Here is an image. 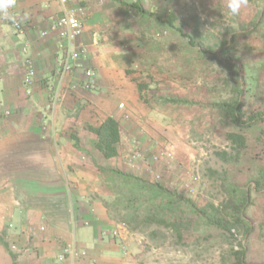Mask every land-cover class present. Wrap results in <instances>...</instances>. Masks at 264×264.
Returning a JSON list of instances; mask_svg holds the SVG:
<instances>
[{
    "label": "rangeland",
    "instance_id": "1",
    "mask_svg": "<svg viewBox=\"0 0 264 264\" xmlns=\"http://www.w3.org/2000/svg\"><path fill=\"white\" fill-rule=\"evenodd\" d=\"M139 1L149 5L153 0ZM155 1L151 18L132 27V41L121 42L131 48L134 61L125 76L135 83L141 101L124 117L133 113L146 119L140 121L139 136L128 129L123 132L127 138L121 149L128 148L127 163L116 156L96 164L102 176V202L122 226L133 264H234L233 249L241 248L246 249L249 263L264 264V190L255 192L253 186H248L247 209L252 231L246 237L242 228L230 235L191 215L180 240L172 228L145 223V205L131 226L123 222L128 194L117 171L158 182L192 198L199 207L213 203L222 208L230 197L227 185L245 188L247 180L264 168V142L257 139L264 124L244 130L248 147L240 160L228 162L216 156V151L232 152L226 134L238 129L213 108L215 102L230 97L242 79L249 89L246 109L264 107L261 2L249 0L247 8L233 15L226 0ZM168 16L182 27L183 35L167 26ZM197 23L199 33L193 30ZM189 34L199 41L197 46L188 44ZM223 48H228L226 54ZM128 163L131 170L125 166Z\"/></svg>",
    "mask_w": 264,
    "mask_h": 264
},
{
    "label": "crops",
    "instance_id": "2",
    "mask_svg": "<svg viewBox=\"0 0 264 264\" xmlns=\"http://www.w3.org/2000/svg\"><path fill=\"white\" fill-rule=\"evenodd\" d=\"M133 1L73 0L63 7L59 0H17L10 11L21 28L0 20V233L17 247H11V253L0 244V264H133L126 252L127 236L102 202L96 164L107 159L88 128L109 116L117 119V157L127 163L123 132L139 136L140 121L146 117H124L141 101L135 83L125 76L134 61L131 48L121 42L132 41V27L151 18L127 6ZM142 4L147 12L157 8L155 0ZM65 10L82 21L77 43L84 53L52 115L47 104L60 49L58 31L50 26ZM26 57L32 58L35 69L29 92L24 84ZM89 67L96 73L95 90L83 86ZM68 245L78 256L60 261Z\"/></svg>",
    "mask_w": 264,
    "mask_h": 264
},
{
    "label": "trees",
    "instance_id": "3",
    "mask_svg": "<svg viewBox=\"0 0 264 264\" xmlns=\"http://www.w3.org/2000/svg\"><path fill=\"white\" fill-rule=\"evenodd\" d=\"M261 2V12L264 11V0H256ZM127 5V4H126ZM129 6L141 15H151L147 9L139 1L131 2ZM166 24L171 29L182 32V27L174 25L173 17L168 16ZM182 25H186V21H181ZM199 33L198 23L193 28ZM201 35V34H198ZM187 42L191 46H197L199 41L194 40L192 34L186 35ZM202 48V46H199ZM222 54L228 52V48L222 49ZM241 76V75H240ZM242 77V76H241ZM245 81V78H244ZM243 82L240 81L233 88L230 97L222 99L213 104V108L221 118L227 120L236 128L237 131H230L226 134V139L231 143L232 152L216 151L215 154L223 161H238L240 160L244 150L248 147V141L244 130L254 126L264 124V107L248 111L246 109V94L249 91ZM142 90V86H140ZM89 130L93 131L96 136V147L101 154L106 158H114L118 156V144L121 139V131L119 122L114 117H107L99 126H89ZM264 129L260 131V136L257 139L264 142ZM127 186L126 205L123 210H127L123 215V222L131 226L136 217V212L145 205V213L143 221L149 224L165 225L176 231L179 239L183 238V228L189 223L194 216L203 220L205 225L215 227L225 233L231 235L234 229L242 228L245 237L252 231L251 221L247 217V209L251 204V187L255 192L264 190V168L259 171V174L252 176L247 180L245 188L236 185H227L229 196L223 207H217L213 203L208 206L199 207L195 201L185 196L176 190H172L160 183L147 181L130 173L116 172ZM191 215L193 216L191 218ZM134 228V227H133ZM0 244H3L7 250L12 253L11 246L6 241L3 233H0ZM234 264H252L247 261L246 249H233Z\"/></svg>",
    "mask_w": 264,
    "mask_h": 264
},
{
    "label": "built area",
    "instance_id": "4",
    "mask_svg": "<svg viewBox=\"0 0 264 264\" xmlns=\"http://www.w3.org/2000/svg\"><path fill=\"white\" fill-rule=\"evenodd\" d=\"M73 0H59V2L66 7L67 3ZM14 26L18 29L21 28L20 21L14 23ZM82 21L78 15L72 11L65 10L64 14L59 16L54 20L50 26L51 29L58 31L59 37V49H60V61L58 67L55 71L56 83L51 86L49 101L47 104V109L51 111V114L54 115L57 107L62 103L64 98V85L69 74L78 66L79 60L84 53V49L81 45L77 43V37L81 34L82 31ZM47 31H42L41 34L45 35ZM22 50L27 52V47L23 46ZM24 84L26 86L27 92L33 83L35 76V69L33 66V61L31 57H26L24 60ZM85 80H83V86L87 89H95L97 86L96 82V73L92 68L85 69ZM120 107H123L124 104L120 103ZM113 234L117 236V231H114ZM13 249H16V245L11 246ZM76 257L78 256V251L68 245L63 248L62 253L59 256V260H65L66 256Z\"/></svg>",
    "mask_w": 264,
    "mask_h": 264
},
{
    "label": "clouds",
    "instance_id": "5",
    "mask_svg": "<svg viewBox=\"0 0 264 264\" xmlns=\"http://www.w3.org/2000/svg\"><path fill=\"white\" fill-rule=\"evenodd\" d=\"M17 0H0V20L17 23V18L11 13V9L15 8ZM249 0H226V6L231 14L239 15L242 9L247 8ZM28 14L25 13V17Z\"/></svg>",
    "mask_w": 264,
    "mask_h": 264
}]
</instances>
